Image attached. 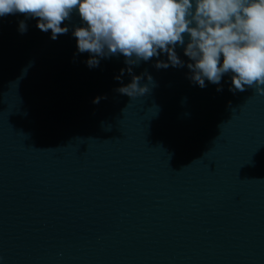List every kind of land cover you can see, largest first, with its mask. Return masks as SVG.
I'll list each match as a JSON object with an SVG mask.
<instances>
[{"label":"water","instance_id":"95a60500","mask_svg":"<svg viewBox=\"0 0 264 264\" xmlns=\"http://www.w3.org/2000/svg\"><path fill=\"white\" fill-rule=\"evenodd\" d=\"M28 23L0 20L4 264H264V96L142 63L130 100L122 56L89 70Z\"/></svg>","mask_w":264,"mask_h":264},{"label":"clouds","instance_id":"9594fccd","mask_svg":"<svg viewBox=\"0 0 264 264\" xmlns=\"http://www.w3.org/2000/svg\"><path fill=\"white\" fill-rule=\"evenodd\" d=\"M9 16L17 17L21 35L32 20L53 41L71 32L73 59L86 54L81 62L89 70L122 56L115 91L130 100L155 86L147 70L135 74L142 63L186 68V78L201 89L212 84L222 92L227 84L234 95L264 96V0H0V20Z\"/></svg>","mask_w":264,"mask_h":264}]
</instances>
